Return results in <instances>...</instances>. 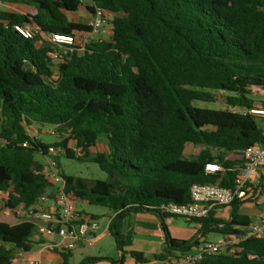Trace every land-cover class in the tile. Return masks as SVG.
Listing matches in <instances>:
<instances>
[{
    "label": "trees",
    "instance_id": "trees-1",
    "mask_svg": "<svg viewBox=\"0 0 264 264\" xmlns=\"http://www.w3.org/2000/svg\"><path fill=\"white\" fill-rule=\"evenodd\" d=\"M0 3L17 8L0 10V208L53 198L56 188L36 155H64L94 162L108 174L107 179L67 175L57 162L65 191L77 204L115 214L110 231L121 249V220L143 212L160 216L166 234L164 252L156 256L161 264L173 251L185 253L198 245L199 238L171 237L166 219L174 215L161 207L190 202L197 183L232 188L244 150L264 146L257 117L241 110L257 105L255 86L264 88V0ZM96 6L111 14V36L87 38L82 51L51 61L45 35L93 33L89 23L72 21L68 13L82 7L92 13ZM22 24L34 27L36 37L21 35L15 26ZM215 92L226 94L227 108L197 105L214 102ZM34 125L52 127L57 140L46 143L31 134ZM188 144L202 148L186 157ZM208 162L223 171L206 174ZM3 210L0 264H12L16 252L32 249L37 229L31 221L13 223ZM215 210L189 220L201 223L203 236L218 232L241 240L234 253L210 256L203 264H264V237L245 236L251 219L235 210L225 220L215 217ZM130 254L135 264L147 262L141 252ZM61 257L60 264H71L72 250ZM101 260L87 257L81 264Z\"/></svg>",
    "mask_w": 264,
    "mask_h": 264
},
{
    "label": "built area",
    "instance_id": "built-area-1",
    "mask_svg": "<svg viewBox=\"0 0 264 264\" xmlns=\"http://www.w3.org/2000/svg\"><path fill=\"white\" fill-rule=\"evenodd\" d=\"M8 5L0 3V6ZM89 25L93 33L99 36L109 37L112 34L111 14L102 7L96 6L91 13ZM16 30L27 39H33L37 30L29 24L16 25ZM49 50L47 57L54 63H60L64 55L79 50L77 37L72 34L49 33L45 35ZM239 110V109H237ZM244 113H250L255 117L264 119V105H255L252 108L241 109ZM245 162L239 168L232 188L223 187L218 183H197L191 187V201L184 204L169 203L161 208L165 213L185 217L188 219H202L209 216L215 209L228 208L234 201H245L249 198L253 184L260 178L264 168V146L252 145L244 150ZM206 174H218L223 171L216 162L206 163ZM45 173L47 179L57 186L53 198L44 195L40 203L33 206L19 205L5 211L18 221H31L36 225L37 232L46 236H58L60 243L51 242L49 249L56 248L73 250L84 244L92 246V237L99 228V221L77 210V203L65 191V179L61 174L57 161L50 158L46 164ZM3 195V194H2ZM51 201L53 209L45 210L41 203ZM246 237H264V209L262 214L247 228ZM241 238L236 235H223L215 241H205L195 252H185L171 256L166 264H203L210 256L228 251L234 253L235 245ZM28 264H39L31 260Z\"/></svg>",
    "mask_w": 264,
    "mask_h": 264
},
{
    "label": "crops",
    "instance_id": "crops-1",
    "mask_svg": "<svg viewBox=\"0 0 264 264\" xmlns=\"http://www.w3.org/2000/svg\"><path fill=\"white\" fill-rule=\"evenodd\" d=\"M91 2L92 0L90 1L85 0V3H91ZM86 11H87L86 17L88 20H90L92 14L88 10ZM69 19L75 21V19H72L70 17ZM87 38L88 39L93 38L92 33L89 34ZM55 188H57V186H55L54 189ZM256 189H258L259 191ZM249 195L250 196L248 199H246L245 201H239L236 206L216 209L215 217L229 220L231 219L232 213L235 210H237L239 214L249 217L251 221L254 222L262 214L264 209V168L262 170L260 178L256 181V183L253 184L252 190L250 191ZM41 206L45 210L53 209L51 201H45L41 203ZM77 210L79 209L77 208ZM107 210H108L107 215L109 219L106 225V230L96 231L95 233H93L92 237L94 238V244L92 246L101 242L106 237L107 232H110L111 234L110 227L112 226L115 214L112 213L109 209ZM79 211L84 213L83 210H79ZM86 215L99 220L98 216L96 215H89V214ZM173 217H178V216H173ZM170 218L171 217L166 219V223L169 222ZM183 218L186 220V222L192 224V228H189V234H187L186 236L177 234L174 230H172V228L168 224L167 227H168V232L172 238L178 240H188V241H192L194 239L199 238L200 243L198 245H193L190 251L188 252H195L199 248V246L205 241H214V240H209L207 236L208 234H206V236H203V229L201 223L194 222L185 217ZM16 222L17 221L14 219L13 223ZM120 232L123 235V240L125 241L123 249L119 247L120 260L110 259L106 254L99 252L97 253L96 256H86V257L103 258V260L101 261L92 262L90 264H135L136 261L130 254L131 251H137L143 253L144 257L147 260L145 264H161V262L156 259V256L152 255V252H150L151 243L157 245L159 244V242L152 240L155 237H158L161 243L162 244L164 243L166 245V234L163 230L161 219L158 214L153 212L133 213L125 217L123 220H121ZM135 235L142 236V239L139 242L141 246H138L137 244L138 242L134 238ZM51 242L60 243L61 239L56 235L46 236L38 233V235L35 238H32V243H33L32 249L29 252H23V251L16 252L12 264H28L31 260L38 261L39 264H60L62 262L61 252L65 250L60 249L59 247L54 250H50L48 246ZM85 245L86 244L82 245L80 243L78 247L83 248L85 247ZM165 247L163 248L165 249ZM72 253L74 257V249L72 250ZM173 253L174 255H178L181 252L173 251ZM164 264H166V262Z\"/></svg>",
    "mask_w": 264,
    "mask_h": 264
},
{
    "label": "rangeland",
    "instance_id": "rangeland-1",
    "mask_svg": "<svg viewBox=\"0 0 264 264\" xmlns=\"http://www.w3.org/2000/svg\"><path fill=\"white\" fill-rule=\"evenodd\" d=\"M90 1V0H86ZM81 10L75 13H68V17L75 19L76 21H81L83 23H88V19L86 17V9L84 7L80 8ZM0 10H8V11H17V8L13 4L8 5H2L0 6ZM89 34L83 33L81 35L76 36L78 40V46L80 47L79 51H82L85 48V44L87 41V36ZM99 35L96 33H92L93 39L98 37ZM104 38H109L106 36H103ZM253 97L256 99L257 105H264V88L255 86L252 90ZM214 102H196L198 106L205 107V108H227L226 104V94L224 92H215L214 93ZM257 124L260 128L264 129V119L257 117L256 118ZM29 131L33 135H37L41 138L42 141L46 143H52L57 140L55 134H53V128L46 125L45 127H38L36 125L29 128ZM201 146H196L193 144H188L187 149L185 152L186 157H193L196 154L199 153L201 150ZM93 153H95L96 149L92 150ZM57 152V151H55ZM54 152V153H55ZM36 158L40 160L42 163L47 164L50 158H53L57 160V162L60 164L61 168L63 169L64 173L67 175L72 176H81L85 178H100V179H107L108 174L104 172L96 163L91 161H80L75 159L67 158L64 155H60L59 158L53 157H44L41 154H37ZM0 205H3V201L0 200ZM77 208L79 210H83L85 214L89 215H96L99 218V228L97 231L106 230V225L108 222V210L105 207L101 206H95L90 205L87 203H81L77 205ZM4 208H0V210H3ZM4 212L7 213L4 209ZM8 214V213H7ZM172 230H174L177 234L186 236L189 234V228H192V224H189L186 222V220L183 217H171L169 222L167 223ZM171 230V231H172ZM38 235V232H34V236L32 238H35ZM209 240H217L219 237H222L218 232H210L208 233ZM134 238L138 242V246H141L139 243L142 239V236L135 235ZM152 240L159 242V244H153L151 243L150 252H152V255H160L164 252V248L166 245L161 243L160 239L158 237L153 238ZM102 252L103 254H106L108 258L113 260H120V252H119V246L116 242V239L113 235L110 234V232H107L106 237L99 243H97L94 246H89L88 244L85 245V247H76L74 249V257L71 259V264H81L84 258H87L86 256H96L97 253Z\"/></svg>",
    "mask_w": 264,
    "mask_h": 264
}]
</instances>
